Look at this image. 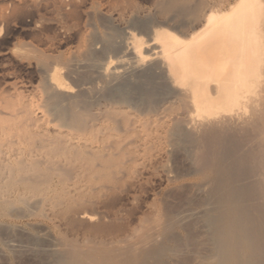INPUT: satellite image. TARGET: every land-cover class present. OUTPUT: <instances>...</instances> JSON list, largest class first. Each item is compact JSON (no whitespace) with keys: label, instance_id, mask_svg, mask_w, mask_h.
<instances>
[{"label":"bare ground","instance_id":"bare-ground-1","mask_svg":"<svg viewBox=\"0 0 264 264\" xmlns=\"http://www.w3.org/2000/svg\"><path fill=\"white\" fill-rule=\"evenodd\" d=\"M16 25L41 80L0 78L7 261L264 264V0H0Z\"/></svg>","mask_w":264,"mask_h":264},{"label":"rangeland","instance_id":"rangeland-1","mask_svg":"<svg viewBox=\"0 0 264 264\" xmlns=\"http://www.w3.org/2000/svg\"><path fill=\"white\" fill-rule=\"evenodd\" d=\"M17 25H16V28L9 31L6 38H3V37L0 38V78H4L3 76H5L4 79L8 82L10 81V83H13V81H14L15 83L25 85L28 89L22 90L23 96H26V97L28 96L29 99H30V97L32 99L35 96V93L32 91V89L35 88L36 85L38 86L40 84L41 75L38 74L34 69H28V70L24 69V67L20 66L17 63V59L15 57L18 53H20L18 49H20V46H22L23 44H25L27 42V38H28L25 30L23 29L24 30L23 31L22 28L19 27L20 25L19 26H17ZM18 27L21 29H19ZM17 29L19 31H17ZM20 30H22V31H20ZM12 33H14V35H11ZM4 39H5V42H4ZM18 45H19V48H17V50H16V47H18ZM68 46L71 48L72 44L66 42V43H64V45L62 44L58 50L61 51L64 48L61 52H65L69 49ZM67 47H68V49H66ZM10 48L13 51L12 53L9 52ZM13 49H15L16 51L14 52ZM15 59H16V61H15ZM62 69L63 68L61 66H58L57 72L61 77L63 76L62 78L65 79V74H64L65 70L64 69L62 70ZM62 71H64V72H62ZM67 82H69V81H67ZM145 201L148 202V199H146ZM128 207L130 208L131 206L129 205ZM2 253L3 252L0 250V260H1L0 264L1 263L2 264H20V263L21 264H36L34 262V259L31 258V255L29 256L28 253H26V254H28V255H26L25 252H20L19 254H16V255H18V256L20 255L22 257L19 256L20 258L19 257L17 258V256H16V258L12 259L11 262L7 261L5 254L4 253L2 254ZM23 256H24V259L26 258L25 260L23 259ZM15 260L16 261L18 260V261L16 262ZM2 261H4V263Z\"/></svg>","mask_w":264,"mask_h":264}]
</instances>
